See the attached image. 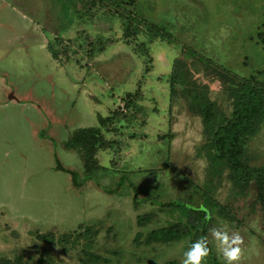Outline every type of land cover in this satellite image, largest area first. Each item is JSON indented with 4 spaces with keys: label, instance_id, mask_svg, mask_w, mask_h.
<instances>
[{
    "label": "rangeland",
    "instance_id": "rangeland-1",
    "mask_svg": "<svg viewBox=\"0 0 264 264\" xmlns=\"http://www.w3.org/2000/svg\"><path fill=\"white\" fill-rule=\"evenodd\" d=\"M122 10L137 33L128 44ZM147 25L264 83V0H0V264H181L193 233L147 242L181 219L157 205L171 201L210 211L204 235L220 263L210 229L223 225L241 237L239 264H264L257 184L234 187L228 168L212 174L188 109L194 89L229 117L227 87L182 48L150 41ZM99 39L112 43L98 52ZM108 116L87 170L63 143L69 128ZM246 151L248 167L264 170V121ZM57 160L73 175L54 171Z\"/></svg>",
    "mask_w": 264,
    "mask_h": 264
},
{
    "label": "trees",
    "instance_id": "trees-1",
    "mask_svg": "<svg viewBox=\"0 0 264 264\" xmlns=\"http://www.w3.org/2000/svg\"><path fill=\"white\" fill-rule=\"evenodd\" d=\"M123 13L124 11L122 10V12H118V15L127 22L124 30V39L125 44H128L129 39L135 37L137 33L131 28L132 16L129 13L123 16ZM147 31L150 35V41L160 39L165 41L169 46L182 48L183 55L189 59L195 58L226 85L232 105V112L229 117L219 113L215 103L211 102L205 94L196 92L194 89H188L187 96L191 100L188 109L201 118L202 133L206 137V142L201 146V149L207 154L210 163L218 166V170H213L212 174H220L219 172H222L223 168H228L230 170L228 176L231 178L234 187L239 188L247 186L249 181L254 180L257 184V197L264 206V170L248 167L246 151L248 141L259 132L264 121V83L252 78L238 77L196 52L179 46L169 32L159 30L153 25H147ZM261 37L264 38V32ZM262 42L264 43L263 40ZM96 43L99 45L98 52H102L112 41L99 39ZM47 50L52 53L51 48L47 47ZM170 77L171 83L174 86V83L177 82L175 79L176 75L171 73ZM129 95L126 97L128 98ZM10 98L13 99L12 94L9 96ZM110 117L108 116V118L102 120H99L98 117L96 127L74 130L70 133L67 141L63 143L65 150H72L78 153L87 170H92V168L96 167L92 160L96 153L95 143L102 141V138L96 135L99 132L98 129L106 125L107 119ZM39 137L44 138L43 132L39 133ZM56 163L54 171L67 172L73 175V172L62 168L58 160ZM88 179L92 180L91 178ZM122 179L120 177L118 185H120ZM114 191L105 190L108 194H112ZM212 194H205L204 200L206 203L212 200L210 196ZM157 205L178 211L181 219L167 227L152 231L148 236L147 242L178 241L192 235V233L197 237V240L205 237L204 230L211 217L210 211L206 207L191 206L183 201L157 202ZM39 237L44 242L50 243L54 241V237L51 235ZM208 247L209 253L207 258L209 262L211 264H222L216 259L209 245Z\"/></svg>",
    "mask_w": 264,
    "mask_h": 264
},
{
    "label": "clouds",
    "instance_id": "clouds-1",
    "mask_svg": "<svg viewBox=\"0 0 264 264\" xmlns=\"http://www.w3.org/2000/svg\"><path fill=\"white\" fill-rule=\"evenodd\" d=\"M213 239L217 242L218 251L222 257L223 264H239L241 256V237L238 233H229L222 225L210 229ZM209 253L207 238L201 237L194 241L190 247L183 252L181 264H204Z\"/></svg>",
    "mask_w": 264,
    "mask_h": 264
},
{
    "label": "crops",
    "instance_id": "crops-1",
    "mask_svg": "<svg viewBox=\"0 0 264 264\" xmlns=\"http://www.w3.org/2000/svg\"><path fill=\"white\" fill-rule=\"evenodd\" d=\"M13 50H14V47H11V48H10V51H13ZM8 100H9V99H8ZM13 100H14V99H13ZM11 101H12V100H11ZM70 119H71V118H70ZM43 121H44V119L42 120V123L40 124L41 126H42V124L44 123ZM70 122H71V121H70ZM77 124H78V123H77ZM68 126H69V124H68ZM82 126H83V125H82ZM92 127H95V126H92ZM73 128H74V127L69 128V129H71L70 132H72V131H74V130H76V129H83L84 127H83V128H80V126H76V127H75L76 129H73ZM85 128H86V127H85ZM88 128H89V127H88ZM51 130H53V128H52ZM49 131H50V130H49ZM47 135L50 137V136H51V135H50V132H48ZM66 135H67V134H66ZM63 136H64V135H63ZM51 137H52V136H51ZM67 138H68V136H67ZM67 138H66V139H67ZM42 140H43V139H42ZM42 140H38V142H39V141H42ZM58 140H59V139H58ZM57 143H58V142H57ZM42 147H43V146H42Z\"/></svg>",
    "mask_w": 264,
    "mask_h": 264
}]
</instances>
